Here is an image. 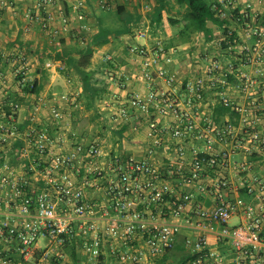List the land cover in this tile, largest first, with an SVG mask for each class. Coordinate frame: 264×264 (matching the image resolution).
<instances>
[{"label": "built area", "instance_id": "built-area-1", "mask_svg": "<svg viewBox=\"0 0 264 264\" xmlns=\"http://www.w3.org/2000/svg\"><path fill=\"white\" fill-rule=\"evenodd\" d=\"M108 1L101 0V6ZM54 4L37 0L36 19L44 30L50 28ZM221 4L219 12L232 23L225 25L229 36L235 27L239 35L222 49L223 36L216 44L222 57L204 55L184 90L175 88L178 75L167 66L173 57L161 44L130 47L141 59L149 91L128 98L119 113L125 121L132 112L154 117L143 158L69 138L57 130L65 117L58 107L51 109V128L32 115L35 124L24 133L15 120L19 103L0 115V156L5 153L0 164V264H66V248L77 239L89 264H145L172 251L184 229L197 234L185 239L192 258L184 264L224 263L219 252L208 248L210 235L230 243L236 264L264 262V181L242 177L247 165L235 160L243 146L264 150V22L248 9H238L235 0ZM149 30L145 25L137 37L145 39ZM19 73L26 75L25 64ZM216 104L236 112L239 127L216 123ZM20 140L26 144H17ZM228 171L237 172L238 181L227 177ZM254 185L259 188L254 202L230 198L241 189L253 194ZM197 195L214 205L188 210ZM236 217L242 221L232 225ZM110 240L129 249L113 247L116 258L110 259L104 249Z\"/></svg>", "mask_w": 264, "mask_h": 264}, {"label": "crops", "instance_id": "crops-1", "mask_svg": "<svg viewBox=\"0 0 264 264\" xmlns=\"http://www.w3.org/2000/svg\"><path fill=\"white\" fill-rule=\"evenodd\" d=\"M100 1L55 0V4L50 8L53 17L50 28L44 30L41 21L36 19L37 0H0V72L3 75L0 81V115L9 114L11 103H19L21 108L15 120L19 130L24 133L35 124L32 122V115L36 116V122L51 128V109L58 107L65 117L57 130H61L69 138H75L79 142H95L94 137L102 139L105 132L110 133L109 130L107 132L101 129L106 125L113 126L111 130L121 145L115 150L103 145L107 152L113 151L114 154L121 153L125 157L141 159L147 154V144L150 141L148 133L154 117L150 120L145 115L132 112L130 119L125 121L119 113L121 104L128 98L136 94L145 96L149 91L142 74L141 59L131 54L130 47L138 44L153 48L161 44L166 53L173 57V61L167 66L171 72L178 75L175 88L184 90L185 82L195 74L197 62L202 61L204 55L222 57L216 44L222 39L223 33L217 25H213L214 35L210 43L202 33H187L185 26L190 22V18L186 16L181 0H109L104 7ZM217 1L221 3L222 0ZM235 1L238 9H248L264 22V0ZM157 8L163 9L161 24L156 23L153 15ZM145 25L150 27L147 37L138 38L137 31ZM100 31L110 33L109 41L94 48L90 70L96 73V77L110 92L106 98L98 100L94 108L88 110L83 105L80 78L73 73L67 76L63 73L64 59L80 56L86 43L94 39ZM48 63H51L50 67L46 66ZM22 64L27 68L25 81H42L43 88L39 95L27 96L20 92L17 74ZM160 84L163 86V83ZM231 96L241 100L234 92ZM209 103L212 107L215 98L212 97ZM6 106L10 107L9 110H4ZM81 109L83 114H79V117L77 113ZM88 111H93L97 117L98 130L81 131L78 127L83 120L92 122V118L86 119ZM221 120V124L230 121L236 127L240 125L238 115L233 117L226 114ZM94 122L95 120L92 123ZM92 123L91 126L94 125ZM240 139L247 141L244 136H240ZM246 143L244 145L247 146ZM17 144L24 146L26 140H20ZM246 148H239L235 155L236 161L247 165L241 176L258 177L264 181V150L258 147L250 150ZM3 155L5 153H2ZM161 170L165 172L164 168ZM225 174L234 181L239 179L237 172L228 171ZM254 188L253 194L241 189L230 193V198L241 197L249 203L254 202V196L259 192L257 185H254ZM196 204L211 207L214 202L197 195L188 210L193 209ZM191 215L193 213L189 211L188 217L192 219ZM236 219L237 224L242 221L241 217ZM188 236L195 239L197 234L184 229L178 235L175 248L169 252L164 264L181 263L187 259L188 253L192 256L185 244ZM261 236L264 239V226ZM71 247L69 245L66 248V264H73ZM113 247L115 251L129 249L127 246H119L117 241L110 240L104 244L105 252L111 254L110 259L116 258L111 253ZM208 248L223 256V264H236V255L230 243L219 242L215 235H210ZM163 257H151L145 264H159ZM82 264H89L83 252ZM115 264H118L117 261ZM256 264L264 262L256 260Z\"/></svg>", "mask_w": 264, "mask_h": 264}, {"label": "trees", "instance_id": "trees-1", "mask_svg": "<svg viewBox=\"0 0 264 264\" xmlns=\"http://www.w3.org/2000/svg\"><path fill=\"white\" fill-rule=\"evenodd\" d=\"M182 7H185V14L190 18V22L185 26L187 33L199 32L204 34L207 37V42L210 43L211 37L214 35L212 30L213 25H217L219 29L222 30L225 40L221 42V48L224 49L227 47L228 42L233 43L234 39L239 35V29L235 27V30L232 32V35L229 36V29L225 28V25L229 26L232 23L226 18H223L219 10H224V5L218 2L217 0H181ZM162 10L157 8L153 15L155 16V21L157 24L162 22ZM238 12V11H236ZM121 15V13H120ZM233 17V13L230 14ZM264 18V17H263ZM116 35H119L116 33ZM110 33H105L100 31L99 34L91 39L83 47L80 56H72L64 59L65 62V71L63 73L67 76L69 73H73L78 76L82 82V97L83 105L86 109L91 110L94 108L98 100L104 99L109 95L108 87L101 83L100 79L96 77V73L90 70L91 60L93 56L94 48L101 47L104 44L108 43ZM1 37V36H0ZM234 44V43H233ZM25 76L22 74H17V80L19 81L20 92L27 96L39 95L43 83L41 80L36 79L33 82L25 81ZM10 108V107H9ZM8 106L4 110H9ZM11 112V111H10ZM9 112V113H10ZM236 116V112L232 111L229 107H226L222 104H216L214 107L213 117L216 123L221 124L222 116L224 115ZM239 116V115H238ZM20 143V141H19ZM3 156H0V164L3 161ZM81 240L77 239L71 243V258L73 264H82V250L78 247V242ZM167 252L159 264H164L167 260ZM192 256L188 253L187 259L177 264H184Z\"/></svg>", "mask_w": 264, "mask_h": 264}, {"label": "rangeland", "instance_id": "rangeland-1", "mask_svg": "<svg viewBox=\"0 0 264 264\" xmlns=\"http://www.w3.org/2000/svg\"><path fill=\"white\" fill-rule=\"evenodd\" d=\"M82 111H83V110L81 109L80 112L77 113V114H78L77 116H79V114H83ZM86 114L88 115V116H86V119L92 118L93 120H95V122L92 123L93 120H92V122H90L89 120H88L89 122H86V120H83V121H85V122H83L82 120H80V121H82V122L78 125V127L81 129V131H82V130H85V129H87L88 132H89L91 129H96V130H98V129L96 128V126H97V124H98V122L96 121V120H97V117H95V114L93 113V111H88V112H86ZM79 117H80V116H79ZM90 123H92V124H94V125L91 126ZM90 126H91L92 128H90ZM112 127H113V126H107V125H106V127H104V128L101 129V130H103V131H107V132L110 131L111 134L105 132V134H103L102 139H97L96 137H94V141H95L96 143L102 145V146H103V145L107 146L109 149L111 148V150H115L118 146L121 145V142L119 141V139H117L116 135L112 132V131H113V130H111ZM108 130H109V131H108ZM114 131H115V130H114ZM107 147H106V148H107ZM231 224H232V225L237 224V219H236V218H233V219L231 220ZM41 243H42V244H46V243H47V240H46L45 238H42V239H41ZM174 260H175V259H174Z\"/></svg>", "mask_w": 264, "mask_h": 264}]
</instances>
